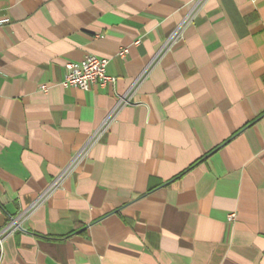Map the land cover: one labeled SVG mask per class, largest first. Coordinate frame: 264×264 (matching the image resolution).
I'll return each mask as SVG.
<instances>
[{
    "label": "crops",
    "instance_id": "crops-1",
    "mask_svg": "<svg viewBox=\"0 0 264 264\" xmlns=\"http://www.w3.org/2000/svg\"><path fill=\"white\" fill-rule=\"evenodd\" d=\"M9 217L0 264H264V0H0Z\"/></svg>",
    "mask_w": 264,
    "mask_h": 264
},
{
    "label": "built area",
    "instance_id": "built-area-1",
    "mask_svg": "<svg viewBox=\"0 0 264 264\" xmlns=\"http://www.w3.org/2000/svg\"><path fill=\"white\" fill-rule=\"evenodd\" d=\"M135 41L134 44H137ZM127 53V48L119 50V56L123 57ZM108 59L93 54H87L78 62L67 61L64 64L65 74L61 85L64 88H78L80 90H88L91 85L105 87L115 82V78L106 73ZM41 89L45 90L46 86L42 85ZM234 217L229 215V219ZM20 226L14 217H9L8 223L4 227H0V252L3 248L5 239L19 230Z\"/></svg>",
    "mask_w": 264,
    "mask_h": 264
}]
</instances>
